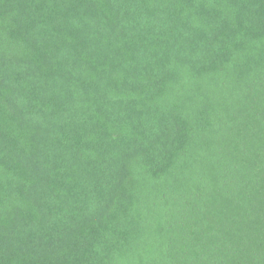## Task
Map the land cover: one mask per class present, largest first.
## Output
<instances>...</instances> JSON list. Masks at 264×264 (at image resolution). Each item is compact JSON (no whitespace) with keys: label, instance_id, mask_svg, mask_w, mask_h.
<instances>
[{"label":"trees","instance_id":"obj_1","mask_svg":"<svg viewBox=\"0 0 264 264\" xmlns=\"http://www.w3.org/2000/svg\"><path fill=\"white\" fill-rule=\"evenodd\" d=\"M0 264H264V0H0Z\"/></svg>","mask_w":264,"mask_h":264}]
</instances>
